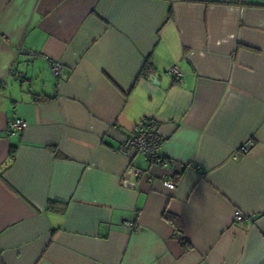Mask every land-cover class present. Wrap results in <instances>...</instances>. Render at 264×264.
Segmentation results:
<instances>
[{
  "label": "crops",
  "instance_id": "obj_1",
  "mask_svg": "<svg viewBox=\"0 0 264 264\" xmlns=\"http://www.w3.org/2000/svg\"><path fill=\"white\" fill-rule=\"evenodd\" d=\"M0 264H264V0H0Z\"/></svg>",
  "mask_w": 264,
  "mask_h": 264
},
{
  "label": "built area",
  "instance_id": "obj_2",
  "mask_svg": "<svg viewBox=\"0 0 264 264\" xmlns=\"http://www.w3.org/2000/svg\"><path fill=\"white\" fill-rule=\"evenodd\" d=\"M33 54V53H32ZM63 66L61 63L57 62L52 64L51 72L54 77L59 80V76L62 72ZM170 73L176 77L180 78V73L176 67L170 68ZM27 123L22 118H16L12 120L9 124V130L13 131L15 129H24L26 128ZM160 135L157 130L156 122L151 117H145L136 125L133 135L127 137L119 147V151L128 155L130 151H136L141 154L148 165H164L168 164V160L165 159L160 152ZM253 146V141H248L238 147L234 155L239 153L248 152ZM130 172L135 175H140L142 170L139 168L131 167ZM152 179V177H151ZM163 184L169 189H174L176 184L169 180L166 176L161 177ZM243 215L240 212H235L234 219L241 220ZM125 226H131L130 222H124ZM180 241L183 240L182 235H178Z\"/></svg>",
  "mask_w": 264,
  "mask_h": 264
},
{
  "label": "trees",
  "instance_id": "obj_3",
  "mask_svg": "<svg viewBox=\"0 0 264 264\" xmlns=\"http://www.w3.org/2000/svg\"><path fill=\"white\" fill-rule=\"evenodd\" d=\"M144 74L146 75V76H149V74L151 73V71H152V68H153V66H152V64L151 63H147L144 67ZM143 70V69H142ZM48 208H55V206L54 205H56L57 204V202L56 201H53V200H49L48 201ZM165 217L175 226V228L176 229H179V227H178V220H176V218L174 217V216H172V215H170V214H166L165 215ZM187 244V241H184V247L185 248H187V247H189L188 245H186Z\"/></svg>",
  "mask_w": 264,
  "mask_h": 264
},
{
  "label": "water",
  "instance_id": "obj_4",
  "mask_svg": "<svg viewBox=\"0 0 264 264\" xmlns=\"http://www.w3.org/2000/svg\"><path fill=\"white\" fill-rule=\"evenodd\" d=\"M152 81H153L154 83H158L156 77H153V78H152Z\"/></svg>",
  "mask_w": 264,
  "mask_h": 264
}]
</instances>
